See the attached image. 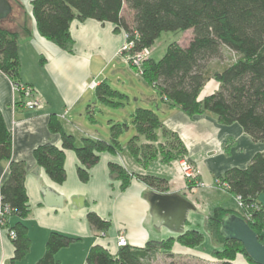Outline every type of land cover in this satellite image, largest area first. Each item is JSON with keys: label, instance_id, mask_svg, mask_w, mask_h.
<instances>
[{"label": "trees", "instance_id": "trees-1", "mask_svg": "<svg viewBox=\"0 0 264 264\" xmlns=\"http://www.w3.org/2000/svg\"><path fill=\"white\" fill-rule=\"evenodd\" d=\"M124 5L132 12L130 22L122 15ZM30 6L38 34L65 51H70L73 44L69 25L74 19H93L121 28L132 42L129 55L151 48L163 32L191 30V39L185 46L172 42L160 59L147 57L141 65L140 77L165 100L167 109L177 108L189 117L209 112L219 124L236 123L252 142H264V0H32ZM212 61L216 62L215 66ZM19 70L17 34L0 27V71L18 84ZM210 80L218 85L217 89L200 99ZM95 95L101 103L114 108L123 106L127 98L106 83L96 86ZM108 125V141L85 138L76 147L73 137L65 133L56 118L50 117L48 130L59 134L61 147L49 143L38 145L32 152L37 166L53 183L61 184L65 180L64 151L72 150L79 162L77 177L86 183L89 169L98 162L101 153L123 150L119 137L128 130V125L116 121H109ZM131 125L134 134L124 148L141 167L147 168L153 161L169 164L186 158L179 137L163 126L153 110L137 107L131 114ZM10 157L11 137L0 114V162L10 161ZM108 167L110 175L120 181V189H125L132 178L156 190L165 184L164 179L154 176H132L134 173L117 164ZM25 175L23 161H10L7 177L0 185V206L9 209L4 226L15 232V238L11 239L13 257L8 264H17L30 247L26 227L20 221L13 226L8 224L10 217L22 220L29 214ZM219 181L227 193L240 199L250 218L245 220L241 211L222 208L214 209L209 216L212 238L222 245L216 252L218 264H254L242 245L222 238L218 228L224 216L236 214L245 220L258 241L264 243V207L257 201L264 194V152L254 154L243 169L225 171ZM86 219L98 232L109 228V223L93 212H88ZM203 238L202 233L191 230L175 239L147 242L143 248L127 245L114 253L94 246L85 262L150 264L157 250L172 258L170 251L175 242L195 249L203 244ZM76 241L50 232L44 252L35 264H59L56 253ZM237 257H242L243 262H238Z\"/></svg>", "mask_w": 264, "mask_h": 264}, {"label": "crops", "instance_id": "crops-1", "mask_svg": "<svg viewBox=\"0 0 264 264\" xmlns=\"http://www.w3.org/2000/svg\"><path fill=\"white\" fill-rule=\"evenodd\" d=\"M16 1L21 8L11 4L12 14L0 21V27L17 34L19 82L31 87L40 103L38 108L27 109L24 106L25 98L13 89L11 80L0 71V114L11 137L10 161H23L26 170L24 187L29 214L22 220L16 217L8 220L9 226L20 221L26 227L30 241L28 253L17 264H35L44 252L50 232L77 239L56 253L59 264H86L87 253L94 246L114 253V241L118 234L125 237L129 246L143 248L147 242L175 239L186 231H198L195 228L196 214L204 205L209 214L216 208L240 211L234 198L215 187L214 181L231 168H245L254 154L264 152V142H252L238 124L221 125L209 112L189 117L177 108L167 109L165 100L157 94L155 98L144 95L140 87L143 86V79L129 86L121 81V74L125 73L122 66L132 68L119 54L128 36L114 24L93 19L72 20L69 34L73 44L70 51H65L38 34L31 14L32 0ZM126 11L132 16L124 5L123 16ZM130 20L131 17L128 22ZM112 74V79L118 85L127 91L135 89L142 99L148 98L154 102L151 110L157 114L163 126L174 132L183 143L186 157L199 170L201 187L194 191L185 187L179 179L181 173L177 162L161 164L153 161L147 168L141 167L124 148L126 143L122 144L120 140L123 150L115 154L101 153L98 162L89 169L86 183L80 182L77 177L79 162L72 150L64 151L65 180L61 184L53 183L42 168L35 172L37 164L32 152L38 145L49 143L61 147L59 134L48 130L50 117L56 118L65 133L73 137L76 147L85 138L104 139L102 133L104 137L108 134V138L104 139L108 141L109 121H119L109 118L106 124L96 126L95 110L100 106L103 108L99 109L100 113L111 117V110H119L124 105L114 108L101 103L95 95V88L101 83L108 84L107 80ZM92 83L95 87H91ZM208 83L212 88L205 96L218 87L213 80ZM203 97L200 95V99ZM10 161L0 162V185L7 177ZM111 163L129 173L164 179L165 184L156 190L140 179L132 178L125 189H120V181L110 175L108 166ZM155 163L158 165L152 172L151 166ZM41 187H48L61 195L64 198L63 207H46L39 192ZM153 191L161 195L180 196L190 202L195 211H187L182 226L177 229L173 224L164 226L159 223L155 226L150 202ZM259 197L257 201L262 205ZM78 199H82V206ZM88 212L107 221L109 228L105 232L94 230L86 219ZM6 230L5 226L0 225V264H8L13 257L14 249ZM186 252L188 250L177 243L170 251L172 256H187ZM202 252L206 253L207 249Z\"/></svg>", "mask_w": 264, "mask_h": 264}, {"label": "rangeland", "instance_id": "rangeland-1", "mask_svg": "<svg viewBox=\"0 0 264 264\" xmlns=\"http://www.w3.org/2000/svg\"><path fill=\"white\" fill-rule=\"evenodd\" d=\"M10 3L13 4L14 7L20 6L16 0H11ZM20 8H21V6H20ZM129 15L130 14L129 13L127 14V11H126L124 16L126 17L127 20H129L131 17ZM191 36H192L191 30H187L185 32H163V33H161L160 37L154 42L153 46L148 49V51H147L148 55L146 57H150L153 60H158L163 56L165 49H166L168 44L175 42L180 46L185 45V44H187V42L189 41ZM127 40H128V38H127ZM119 54L121 56H123L124 59L127 55L126 52L121 53L120 51H119ZM143 61H141V65H142ZM212 62H213L212 66H215L216 62H214V61H212ZM127 64L129 65L130 68H132V70L129 69L127 66H122L123 67L122 69L125 71V73L121 74L120 80L127 82L128 86L130 85V83H133L134 85H136V84L142 82V78H140L137 75L138 74L137 70L131 64H129V62ZM112 76H113V74L110 75L109 76L110 79L107 80L108 85L111 87V89L118 91L119 93H121L123 95L125 94L126 96H128V101H126L124 103V106L122 108H120L119 110H111L112 111L111 113H113L111 117H107L105 114L100 113L101 110H99V109H103V108L98 106L97 109L95 110V115H96V119H97L96 126H98L99 124H104V123L106 124V122L109 118H111L113 120H118L119 122H125L129 126V129L127 131H125L121 135V137L119 138L120 142L122 144H124L134 134V129L131 126V117L129 114H131L133 112L134 108H137V107L153 109L154 108L153 107L154 102H152L148 98H153V97L155 98L157 96H156V92L150 86H148L145 82H143V86H140V87H142L144 95L148 98L142 99L139 96V93L135 92V89H133V91H127V89H125V87H121V85H118L117 81H114L112 79ZM208 82L206 83V87H204L201 91L200 95H202V97L211 91L212 87L209 86L210 83H208ZM13 84H15V83H12V86H13ZM29 88H31V87H29ZM13 89L15 90V88H13ZM135 98H137V101L135 100ZM156 102L159 103L158 101H156ZM129 107H131V109ZM119 116H121V117H119ZM101 136L104 139L108 138V134H106L104 137V135L102 133ZM104 139H101V140H104ZM180 161H185L192 168L197 169L196 166H194L193 163L190 162L187 157L183 158L181 160L173 161V162H177V164L179 166ZM157 165H158L157 163L152 164V166H151L152 172L155 171L154 167ZM180 173H181V170H180ZM132 176H135V173ZM179 176H181L179 179L181 181H183V183L185 184V187L188 189L190 188L192 191H194V190H196L202 186V184H200V181L198 179L199 170H198V175L191 181H188V179H186L185 177H182V173ZM217 181H219V178L215 179L214 186L221 189L225 193H227L224 189L217 186V183H218ZM225 193L223 195H225ZM231 196L236 201L237 206L240 209L242 215H244V219L248 220L250 218V213L247 211V208H245L243 210L242 207H240V205L238 203L237 197H234L233 195H231ZM225 197H227V195ZM259 200L262 202V205L264 207V194L260 195ZM205 210H206V207L204 205L202 207V209L199 210L200 213L196 214V218H198V219H197V223L195 225V228L198 230V232H200L204 235L203 244L201 246H199L195 249H190V248L183 247L177 243L179 246L186 248L188 250V252H186L187 256H174L173 255L174 257H172V258H169V256H167L166 253L162 252V250H157V251H155V256L153 257L150 264H169V263H173V264H218L216 252H217V250H220L222 248V245L212 238V235H211L210 230H209L210 228H209V219H208L212 213L209 214V210H206V212L204 213ZM192 211H195V210H192ZM203 249H207V252L203 253L202 252ZM209 250H211V251L209 252ZM201 257L206 258V260L201 258ZM237 261L243 262V258L237 257Z\"/></svg>", "mask_w": 264, "mask_h": 264}, {"label": "water", "instance_id": "water-1", "mask_svg": "<svg viewBox=\"0 0 264 264\" xmlns=\"http://www.w3.org/2000/svg\"><path fill=\"white\" fill-rule=\"evenodd\" d=\"M12 11V6L8 0H0V21L6 19ZM40 171L36 167L35 172ZM43 204L48 208H62L64 198L48 187L39 189ZM82 206L81 200L78 199ZM151 217L152 223L158 226L173 224L177 229L182 226L187 211L194 210V206L184 198L176 195H161L156 192L151 193ZM162 211L163 213H160ZM218 232L226 240L238 241L248 258L254 264H264V243L258 241L256 234L250 229L244 219L236 214H229L221 219Z\"/></svg>", "mask_w": 264, "mask_h": 264}, {"label": "built area", "instance_id": "built-area-1", "mask_svg": "<svg viewBox=\"0 0 264 264\" xmlns=\"http://www.w3.org/2000/svg\"><path fill=\"white\" fill-rule=\"evenodd\" d=\"M132 47V42H129L128 40L125 42V44L122 46L120 52H128V50ZM148 49H143L142 52L137 53V54H133V55H129L127 53L125 60L126 62L129 64H131L136 70L138 75H141V61L145 60L148 55ZM91 87H95L94 84L92 83ZM13 88H15V91L19 92L22 94V96L25 98V103L24 106L29 109V110H33L35 108L40 107V103L39 101L35 98L34 95V91L29 88L28 86L18 83V84H13ZM179 166H180V170L182 173V177H185L186 179H188V181L193 180L197 175H198V170L192 168L188 163H186L185 161H180L179 162ZM190 189V188H189ZM191 190V189H190ZM238 203L240 205V207H242L241 201L240 199L237 197ZM9 214V209L7 207H1L0 206V225L4 226L5 225V220L7 215ZM8 237L10 239H14L15 238V232L12 230H6ZM128 243L125 239V237L122 234H118L115 238L114 241V248L118 249L120 247H125L127 246Z\"/></svg>", "mask_w": 264, "mask_h": 264}, {"label": "bare ground", "instance_id": "bare-ground-1", "mask_svg": "<svg viewBox=\"0 0 264 264\" xmlns=\"http://www.w3.org/2000/svg\"><path fill=\"white\" fill-rule=\"evenodd\" d=\"M218 183H217V186L218 187H220V188H223L224 187V185L220 182V181H217ZM244 216V215H243Z\"/></svg>", "mask_w": 264, "mask_h": 264}]
</instances>
